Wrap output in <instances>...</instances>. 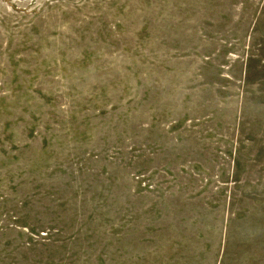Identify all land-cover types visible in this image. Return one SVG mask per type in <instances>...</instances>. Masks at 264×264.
Masks as SVG:
<instances>
[{
  "label": "rangeland",
  "instance_id": "rangeland-1",
  "mask_svg": "<svg viewBox=\"0 0 264 264\" xmlns=\"http://www.w3.org/2000/svg\"><path fill=\"white\" fill-rule=\"evenodd\" d=\"M0 264H264V0H0Z\"/></svg>",
  "mask_w": 264,
  "mask_h": 264
}]
</instances>
